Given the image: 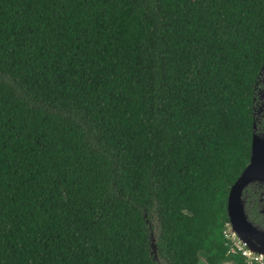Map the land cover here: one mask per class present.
I'll list each match as a JSON object with an SVG mask.
<instances>
[{"label": "trees", "instance_id": "1", "mask_svg": "<svg viewBox=\"0 0 264 264\" xmlns=\"http://www.w3.org/2000/svg\"><path fill=\"white\" fill-rule=\"evenodd\" d=\"M263 63L264 0H0V264H244Z\"/></svg>", "mask_w": 264, "mask_h": 264}, {"label": "flooded vegetation", "instance_id": "2", "mask_svg": "<svg viewBox=\"0 0 264 264\" xmlns=\"http://www.w3.org/2000/svg\"><path fill=\"white\" fill-rule=\"evenodd\" d=\"M249 110L251 117V126L249 128L250 147L248 162L244 168L250 163L252 156V141L253 138H255L253 150L255 151L256 163H258V167L255 169L258 176L246 182L239 191L237 198L239 202L242 203L246 223H249L257 230L264 231V63L254 85ZM244 168L240 171L239 175ZM238 227L240 231H242L241 237L235 234L246 249V255H241V253L235 254L238 260H242L244 264H264V252L257 249L261 247L264 249V240L255 233H248V227L243 225L241 221H238ZM227 262L230 264H237L231 260L225 261L223 264H227Z\"/></svg>", "mask_w": 264, "mask_h": 264}, {"label": "water", "instance_id": "3", "mask_svg": "<svg viewBox=\"0 0 264 264\" xmlns=\"http://www.w3.org/2000/svg\"><path fill=\"white\" fill-rule=\"evenodd\" d=\"M254 143H255V138H253V141H252V156L250 159V163L244 168L242 173L238 176L235 182L231 185L230 191L227 197L226 209H227L228 220L232 224V231L235 232L238 235V237H241V234H242L241 233L242 231H240L238 227V221H241L243 225L248 227L247 229L248 233H251V232L255 233L264 240V231L257 230L254 227H252L249 223H246L242 203L239 202L237 198V196L239 195V191L246 184V182L250 180L251 178L258 176L255 170L258 167V163H256L255 151L253 150ZM151 245H153V248L156 252L155 242L153 244H151L150 242V247ZM262 248L263 247L257 248V249L262 250L264 252V249Z\"/></svg>", "mask_w": 264, "mask_h": 264}, {"label": "built area", "instance_id": "4", "mask_svg": "<svg viewBox=\"0 0 264 264\" xmlns=\"http://www.w3.org/2000/svg\"><path fill=\"white\" fill-rule=\"evenodd\" d=\"M223 235L229 246L230 254H240L241 253V255H246V249L244 248L242 243L237 238L235 232L232 231L231 224L229 221L225 223Z\"/></svg>", "mask_w": 264, "mask_h": 264}, {"label": "rangeland", "instance_id": "5", "mask_svg": "<svg viewBox=\"0 0 264 264\" xmlns=\"http://www.w3.org/2000/svg\"><path fill=\"white\" fill-rule=\"evenodd\" d=\"M176 217H177V216L175 215V218H176ZM150 238H151L150 242H151V244H153V243L155 242V236H154V231H153V230H151ZM150 248H151V251H152L153 258H154V259H157L158 257H157V254H156L154 248H153V245H151ZM227 264H230V263L227 262ZM232 264H233V263H232Z\"/></svg>", "mask_w": 264, "mask_h": 264}]
</instances>
